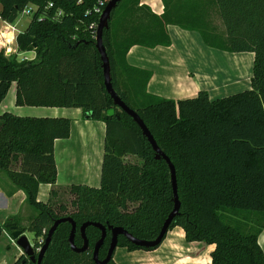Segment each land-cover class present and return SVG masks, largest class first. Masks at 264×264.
Instances as JSON below:
<instances>
[{
  "label": "trees",
  "instance_id": "trees-1",
  "mask_svg": "<svg viewBox=\"0 0 264 264\" xmlns=\"http://www.w3.org/2000/svg\"><path fill=\"white\" fill-rule=\"evenodd\" d=\"M99 1L0 0V17L9 23L26 5L38 6L27 28L16 35V51L6 54L0 48V104L16 83L17 105L81 108L85 119L106 123L100 185L72 184L75 210L61 205L60 211L66 213H59L38 195L41 184L57 183L55 140L70 136L72 119L11 111L0 115V170L25 191L36 210L26 225L16 219H8L6 225L9 232L13 227L33 232L36 251L60 217L74 218L75 243L81 246L79 228L85 221L122 226L137 237L154 239L174 208L170 167L163 157L156 158L136 121L118 107L119 117L104 118L114 104L89 27L99 19L93 10ZM214 1L226 29L224 42L202 25L186 24L189 18L172 15L170 0H163L162 15L141 0H121L104 30L103 43L115 90L139 113L175 165L181 206L169 230L181 226L187 240L215 244L212 264H264L259 242L264 231V0ZM50 2L54 5L48 8ZM168 24L197 30L211 47L253 52L251 88L216 99L204 89L178 100L148 92L152 72L129 64L127 53L136 44L170 45ZM24 51H35L36 57L20 59L18 53ZM128 156L139 161H127ZM50 194H57L55 187ZM244 212L256 213L258 221L243 217ZM71 228L68 221L59 224L43 264H97L93 248L101 229L89 225L90 248L76 252L69 241ZM118 246L157 247L135 245L123 235ZM108 247L109 237L100 258L107 255ZM12 264L35 263L22 253ZM106 264L117 263L112 257Z\"/></svg>",
  "mask_w": 264,
  "mask_h": 264
},
{
  "label": "crops",
  "instance_id": "crops-1",
  "mask_svg": "<svg viewBox=\"0 0 264 264\" xmlns=\"http://www.w3.org/2000/svg\"><path fill=\"white\" fill-rule=\"evenodd\" d=\"M140 4L148 5L158 15L164 13L163 0H141ZM0 30L9 29L2 26ZM167 30L171 37L170 45L146 47L136 44L127 53L129 64L152 72L147 84L148 92L178 100L195 97L204 89L209 92L211 99H216L230 89L246 85L251 87L254 53L231 52L211 47L203 41L197 30L176 24H168ZM18 55L20 59H32L36 57V52L24 51ZM10 93L12 95L7 99ZM6 111L20 116H65L72 119L70 136L55 140L57 183L55 186L41 184L39 200L44 201L45 198L41 196H48L52 187L75 184L77 174L74 169L73 174H64L60 180L62 170L58 160L66 152L70 154L74 148L79 149V159L84 166V172L79 173L82 174L80 183L100 185L106 133L104 121L85 119L81 108L17 105L16 83L12 84L0 104V115ZM5 196L8 197L10 206L17 201L21 206L27 203L25 191L18 188L5 171L0 170V199ZM18 216L13 219L24 224L23 218ZM8 219L10 218H6V222ZM259 242L264 250V231L259 236ZM214 249L215 244L187 240L184 228L175 226L156 248L130 250L126 246H117L113 257L117 264H212L211 254ZM21 252L22 250L19 251V256L23 253Z\"/></svg>",
  "mask_w": 264,
  "mask_h": 264
},
{
  "label": "rangeland",
  "instance_id": "rangeland-1",
  "mask_svg": "<svg viewBox=\"0 0 264 264\" xmlns=\"http://www.w3.org/2000/svg\"><path fill=\"white\" fill-rule=\"evenodd\" d=\"M172 4L171 13L172 15L185 18H189V20L186 22V24L192 25V24H198L202 25L205 28H208L211 33L217 37L216 39L218 41H225V35H226V29L224 22L220 16L219 10L217 9V5L214 0H170ZM32 19V15H27L25 13H20L17 20L14 22V25L16 26V31L22 32L24 31L28 24L30 23ZM2 26H5L4 22L0 19V28ZM10 30H0V48L6 50V54H10L11 49H16L15 40L11 41L12 34L9 33ZM9 46V47H8ZM9 48V50H8ZM14 52V51H13ZM12 52V53H13ZM253 53V52H250ZM247 86V85H246ZM238 87L237 89H230L226 93H224L223 96H227L230 94H234L237 92H241L243 90L249 89L251 87ZM11 93L15 90L11 89ZM8 96L7 99L11 97V94ZM221 95V97H223ZM69 154V152H66L62 156L59 157V164L61 166L62 170V176L60 177V180H62L63 175L65 174H73L72 170L74 169L77 174L76 182L75 184H80L82 181L81 176L84 172V166L82 165L79 157L80 152L79 149L74 148ZM72 155V156H71ZM73 157V159H71ZM127 161H139L137 157L134 156H128ZM15 168H17L15 166ZM71 185L67 186H56L55 190L57 192L56 195H51L49 192L48 196H41L42 198H45V202L47 201L56 211L59 213H66L60 211L61 205H66L68 207L69 211L75 210V207L72 205L71 201L74 199V195L72 194L70 190ZM6 199V200H5ZM43 201V200H42ZM8 197H2L0 199V264H12L16 258L19 256V251L22 249L17 245L14 238L11 236V232H9V229L6 225V218H16L22 217L23 223L26 225L28 222L29 217H32L31 215L36 214L35 208L30 205L28 202L25 203L23 206H21L18 201L17 203H11V206L8 205ZM137 204H130L131 208H134ZM255 215H252L250 212H244L243 217L247 216L251 218V220L258 221ZM252 215V216H251ZM25 234L30 239L31 243L33 244L35 248L36 239L35 234L31 231H26ZM41 243L44 241L43 238H40L39 240ZM22 253V252H21Z\"/></svg>",
  "mask_w": 264,
  "mask_h": 264
},
{
  "label": "water",
  "instance_id": "water-1",
  "mask_svg": "<svg viewBox=\"0 0 264 264\" xmlns=\"http://www.w3.org/2000/svg\"><path fill=\"white\" fill-rule=\"evenodd\" d=\"M121 0H109L100 15L98 28H97V36H96V47L101 55L102 60V67L104 72V81L107 88V91L109 92L110 96L113 99L114 107L109 108L104 118L108 119L113 115H117L119 117V111L116 110V107H118L120 110H123L127 112L139 125L141 128L143 134L148 138L149 142L151 143L154 151L156 152V158L163 157L171 171V179H172V185H173V191H174V208L169 213L167 218L165 219L161 230L156 238L154 239H146V238H140L135 236L133 233L129 232L126 228L122 226H115L112 224L105 225L98 221H85L79 228L80 233L83 238V244L81 246H78L75 243V235L77 232V223L71 216H65L60 217L54 220V224L51 226L47 233V237L43 243V245L40 247L38 251L35 250L33 244L31 243L28 236L23 232L21 229L12 228L11 236L16 241L17 245L22 249V252L28 256L31 257L33 262L35 264H43V258L44 254L52 240V236L62 222H70L72 224L71 232L69 241L71 244V248L76 252H84L87 251L90 248L89 239L86 233V229L89 225L96 226L101 229V237L96 241L94 248H93V260L97 264H106L110 261V259L113 257V254L118 246L119 242V236L123 235L129 242L142 246V247H155L162 243L163 239L165 238L166 234L169 231V227L175 218L176 215H178L180 211L181 202L179 199L178 194V187H177V175H176V168L169 156H167L159 147L155 137L151 133L150 129L144 122L143 118L139 115L137 111H135L133 108H131L117 93L113 86L112 82V68H111V62L110 57L108 55V52L106 50V47L103 43V33L105 29L109 28V22L111 19V14L113 9L117 6V4ZM109 237V247L107 255L104 258H100V250L103 244L105 243L106 238Z\"/></svg>",
  "mask_w": 264,
  "mask_h": 264
},
{
  "label": "built area",
  "instance_id": "built-area-1",
  "mask_svg": "<svg viewBox=\"0 0 264 264\" xmlns=\"http://www.w3.org/2000/svg\"><path fill=\"white\" fill-rule=\"evenodd\" d=\"M109 0H100L99 1V3L97 4V5H95L94 6V11L97 13V14H99V18H100V15L102 14V12H103V10H104V8H105V6H106V4H107V2H108ZM53 5H54V3H52V2H50L48 5H47V7L48 8H50V7H53ZM37 9H38V6L37 5H35V4H28V5H26L25 6V8L23 9V13H25V14H27V15H32V14H34L36 11H37ZM62 13V10H60L59 11V14H61ZM98 23H99V19H98V21H94V22H92L90 25H89V27L91 28V29H93V32H94V35H93V37L96 39V36H97V28H98ZM4 24H5V26H7L8 27V29L10 30V34H12V38L10 39L11 41L13 40H15L16 39V35H17V33H18V31H16V26L14 25V23H9V22H7V21H4ZM9 47V46H8ZM6 50H7V47L5 48ZM5 50V51H6ZM8 50H9V48H8ZM16 49H11V51H9V52H13V51H15ZM7 53V52H6Z\"/></svg>",
  "mask_w": 264,
  "mask_h": 264
}]
</instances>
